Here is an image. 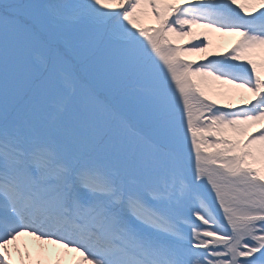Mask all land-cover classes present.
<instances>
[{"label": "snow or ice", "instance_id": "snow-or-ice-1", "mask_svg": "<svg viewBox=\"0 0 264 264\" xmlns=\"http://www.w3.org/2000/svg\"><path fill=\"white\" fill-rule=\"evenodd\" d=\"M0 264H264V0H0Z\"/></svg>", "mask_w": 264, "mask_h": 264}, {"label": "bare ground", "instance_id": "bare-ground-1", "mask_svg": "<svg viewBox=\"0 0 264 264\" xmlns=\"http://www.w3.org/2000/svg\"><path fill=\"white\" fill-rule=\"evenodd\" d=\"M212 41L213 42H216L218 43L219 45L220 44H225L227 45V47L232 43V41L235 39V37H231V36H221L219 34H214L212 37H211ZM226 47V48H227ZM193 57H197V55H194Z\"/></svg>", "mask_w": 264, "mask_h": 264}, {"label": "rangeland", "instance_id": "rangeland-1", "mask_svg": "<svg viewBox=\"0 0 264 264\" xmlns=\"http://www.w3.org/2000/svg\"><path fill=\"white\" fill-rule=\"evenodd\" d=\"M215 44H218V43L215 42ZM213 47L216 48V49H218V50H221V51H222V50H224L225 47H227V45L222 44V46H220V45L218 44V45H215V46L213 45Z\"/></svg>", "mask_w": 264, "mask_h": 264}]
</instances>
